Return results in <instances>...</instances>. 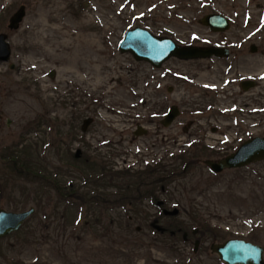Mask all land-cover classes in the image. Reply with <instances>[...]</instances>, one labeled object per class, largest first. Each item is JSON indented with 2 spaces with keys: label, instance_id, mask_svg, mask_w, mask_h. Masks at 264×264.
I'll return each mask as SVG.
<instances>
[{
  "label": "rangeland",
  "instance_id": "374dc122",
  "mask_svg": "<svg viewBox=\"0 0 264 264\" xmlns=\"http://www.w3.org/2000/svg\"><path fill=\"white\" fill-rule=\"evenodd\" d=\"M211 13L230 27L211 31L201 23ZM135 27L230 55L155 68L118 48ZM0 33L11 46L0 62V208L35 209L0 238V264H223L213 239L254 234L264 246V160L218 174L205 163L264 137V0H0ZM246 79L256 87L243 90ZM172 105L181 115L165 128ZM138 126L147 134L136 136ZM14 159L45 180L16 175ZM161 160L172 166L169 185L155 186L163 205L71 194L98 188L113 199L109 182L85 179Z\"/></svg>",
  "mask_w": 264,
  "mask_h": 264
},
{
  "label": "water",
  "instance_id": "95a60500",
  "mask_svg": "<svg viewBox=\"0 0 264 264\" xmlns=\"http://www.w3.org/2000/svg\"><path fill=\"white\" fill-rule=\"evenodd\" d=\"M25 16V8L20 10L11 18L10 28L17 29ZM202 23L209 25L213 31H223L229 27V23L220 15H208L203 18ZM7 35H0V62L8 60L11 54L10 46L6 42ZM122 52H131L137 60H146L160 66L163 61L171 56L179 59H199L213 56L221 57L228 55V50L217 47L202 48L195 46L181 47L172 40L158 38L149 31L136 28L127 31L120 44ZM254 83L246 82L244 87L248 88ZM179 111L173 107L166 116L164 125L168 126L177 117ZM264 159V138L256 137L245 142L238 151L219 162L208 161L207 164L216 172H221L226 168L242 167L251 162ZM32 212L7 213L0 211V236L7 235L19 228L27 216ZM221 258L229 264H264L262 249L242 240H231L223 245L214 247Z\"/></svg>",
  "mask_w": 264,
  "mask_h": 264
},
{
  "label": "trees",
  "instance_id": "16d2710c",
  "mask_svg": "<svg viewBox=\"0 0 264 264\" xmlns=\"http://www.w3.org/2000/svg\"><path fill=\"white\" fill-rule=\"evenodd\" d=\"M20 162V163H18ZM12 168V171L16 175H20L21 177L25 178H32L33 180H45V174L40 173V170L36 168L35 166H31L27 163L18 161V159H15V165L10 166ZM170 168H166L165 170H169ZM154 169L149 170L148 172L143 173L138 171L136 173H132L131 171H126V172H113L110 174L109 177L105 175V173L102 171L101 173H98V178L95 179L94 183L100 184V183H108L109 186L115 187V191L113 190L112 192H107V194H110L113 199H102L101 200V195L97 194L99 190L96 189L95 194L91 196V194L88 193L89 197L87 198V194L83 193H71L73 196L77 199L82 200V202L85 201H90L91 199H95L96 202H101V201H108L111 202V204L114 205H126L127 203L134 204L136 202H142L143 197L145 198H153L154 196L152 195V190L146 188L147 185L146 181H149L150 175L148 174L149 172H152ZM165 173L162 175V183L167 184L169 182V178L172 176L170 175V171H164ZM107 177V178H106ZM44 182V181H43ZM86 183L88 181L86 180ZM104 185V184H101ZM72 186V185H71ZM70 186V187H71ZM70 187H68L70 189ZM146 188V189H145ZM154 202H156V199H154Z\"/></svg>",
  "mask_w": 264,
  "mask_h": 264
},
{
  "label": "flooded vegetation",
  "instance_id": "af4514ba",
  "mask_svg": "<svg viewBox=\"0 0 264 264\" xmlns=\"http://www.w3.org/2000/svg\"><path fill=\"white\" fill-rule=\"evenodd\" d=\"M230 238H241V239H244V240H246V241H248V242H251V243H253V244H259L258 242H257V238L256 237H254V234H250V235H246V236H233V237H226L225 239H223V240H221V241H214V242H217V243H222V242H224V241H226V240H228V239H230ZM198 244H199V242H198ZM263 246V245H262ZM264 247V246H263ZM219 259V258H218Z\"/></svg>",
  "mask_w": 264,
  "mask_h": 264
}]
</instances>
